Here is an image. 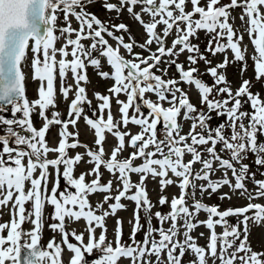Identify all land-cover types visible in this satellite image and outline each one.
<instances>
[{
	"label": "snow or ice",
	"instance_id": "obj_1",
	"mask_svg": "<svg viewBox=\"0 0 264 264\" xmlns=\"http://www.w3.org/2000/svg\"><path fill=\"white\" fill-rule=\"evenodd\" d=\"M95 2L0 0V112L5 110L4 105H11L14 115L22 113L17 119L0 115V215L2 209L11 203L9 212L12 217L10 222L0 223V264H44L45 261L62 264V245L74 254L68 264H84L85 252L91 254L94 250L101 255L93 264H119L122 258L127 259L129 264H209V260L212 264H217V261L219 264H264V251L253 250L249 240L250 222L255 226L264 224V204L251 202L264 198V179L257 180L256 173L250 172V164L245 163L251 153L254 157L252 163L257 169L264 168V142H258V135L264 136V100L258 93L251 92L249 80H243L233 94L226 75L218 73V69L228 65L227 56L223 62L211 66L212 62L200 52L199 45L192 44L190 39L201 30L211 34L206 51L215 56L230 49L235 62H244L241 72L246 71V49L241 48L243 35H237L229 23L231 10L241 8L240 20L244 22L245 16L248 17L246 31L254 46L251 58L255 78L261 80L264 78V0H229L226 4H222L221 0H206V3L202 0H118L116 3L103 0L102 7L108 12H115L116 19L127 11L145 29L147 39L143 43L135 40L125 23L115 24L111 19L105 22L88 12L87 7ZM189 3L191 10H186ZM137 6H140L139 12L135 11ZM60 13H63V25L58 27ZM142 14H147L150 22H146ZM197 16L199 18H195ZM70 17L75 18L79 28L72 27ZM159 25L163 26L162 34L156 31ZM173 31L175 38L172 45L166 47L167 37ZM117 32L122 34L116 35ZM123 33L128 34V42H125ZM105 36L115 40L116 47ZM61 38L64 43L57 48L56 43ZM224 39L227 42L221 43ZM84 40H90V45L86 47L82 43ZM153 44L157 46L155 51L151 47ZM134 47H139L141 52H134ZM121 48L132 58L122 55ZM29 50L33 54L30 61ZM185 51L189 53L186 57L187 69L178 62ZM94 52L105 58L112 69L111 73L99 71L98 75L102 79L114 80V85L108 89L111 95L95 93L97 100L101 101L98 104L99 117L93 118L95 112L93 117L84 116L86 124L95 130L94 144L98 150L81 144L78 131L68 130L69 125L75 127L84 114L85 103L91 108V100L87 98L86 88L81 86V82H90L86 60L92 67L101 68V59L94 57ZM143 52H148V55L144 56ZM58 54L61 57L59 60ZM201 60L209 65L206 73L214 78L212 86L196 75L200 70L194 65ZM161 64H164L163 68L159 67ZM172 66H175L178 79L165 80L163 75L152 71L156 68L167 74ZM28 67L32 70L33 79L39 81L38 99L31 104L25 96L27 73L23 68ZM69 71L73 75L75 91L67 119L62 120L58 111H53L49 118L47 110L57 106V75L63 99L67 101L73 92V85L67 81ZM181 83L198 90L199 109L179 86ZM221 84L225 86L218 87ZM214 88L216 96L226 94V98H210ZM146 93H154L157 100L145 99ZM121 94L126 95V102L119 99ZM112 96L117 98L119 119H114L111 112ZM241 97H247L245 102H250L251 113L241 111ZM138 98L149 110L147 115L137 102ZM163 102L169 106L164 107ZM37 108V115L44 121L39 130L32 120ZM105 109H108L107 119L104 118ZM130 109H134L135 114L129 116ZM182 110V119L191 121L189 131L184 134H181L182 124L178 122ZM212 113L216 118L224 117V121L213 127L210 123ZM161 122L163 135L158 138L157 128ZM129 124L139 126L141 131L135 134L130 130L121 131V127L128 129ZM55 125H60V139L56 147H51L46 141V134ZM106 132L117 139L107 159L104 147ZM70 137L73 138L71 143ZM126 137L127 147L133 151L121 159L118 157L126 148ZM77 147H84L86 152L69 157L67 150ZM49 153L58 155L50 159ZM85 155L89 158L87 161ZM186 155L190 156L187 161ZM138 159L142 162L136 165ZM80 162L91 163L94 167L76 178L74 170ZM196 164L201 165L199 170H194ZM61 165L64 167V180L75 192L59 191ZM102 166L117 181V194L114 196L111 194L113 179L101 183ZM50 168L54 172L50 173ZM216 172L222 174L221 178L212 179ZM133 173L140 176L139 182L132 181ZM170 173L177 179L170 178ZM260 174L264 176V172ZM88 175L95 178L86 182ZM50 177L54 179L49 193ZM149 177L154 180L159 178L158 203L161 206L170 203V212L153 213L156 205L150 200L145 184ZM197 181L207 183L197 184ZM246 181L253 183L252 190L248 189ZM174 184L180 189V194L169 201L165 190ZM225 186L231 195L221 192L218 197L221 201H230L233 195L238 194L249 202L242 207L221 210L219 205L210 206L196 199L197 190L201 197L207 194L211 198ZM96 193L105 195L93 208L88 197ZM124 199L135 205L134 223L129 221L132 225L130 243L123 242V220L117 218L114 247L111 241L106 242V218L115 216L119 210H126L127 206L121 202ZM189 199L192 200L191 205L188 204ZM109 201L114 202L109 204L108 209H103ZM29 202L30 210L25 207ZM46 203L54 208L50 215L53 222L49 224L54 235L46 246H42ZM141 212L146 229L141 223ZM201 212L208 214L206 220L197 219ZM229 217H235L236 222L229 223ZM153 218L158 221V227L153 226ZM81 219L85 220V230L89 234L86 245L83 230L78 234L77 230L66 227V220L75 223ZM26 221L33 225L31 229L22 228ZM168 221L170 226L165 228ZM200 226L206 227L210 233L204 246L199 245L197 237L192 235ZM217 226L223 229L219 234ZM97 228L101 229L98 239L95 235ZM142 229L143 239L137 240V234ZM57 232L61 235V243L56 242ZM70 236L78 243L70 242ZM203 236L204 233H200V237ZM24 237H28L30 242L22 244ZM22 249L26 252L23 256ZM186 255L194 258L185 261Z\"/></svg>",
	"mask_w": 264,
	"mask_h": 264
},
{
	"label": "rangeland",
	"instance_id": "obj_2",
	"mask_svg": "<svg viewBox=\"0 0 264 264\" xmlns=\"http://www.w3.org/2000/svg\"><path fill=\"white\" fill-rule=\"evenodd\" d=\"M109 2L116 3V2H118V0H109ZM228 2H229V0H221L222 4H226ZM102 3H103V0H96V2L89 5L86 10L90 13H94L95 15L98 16V18H100L102 21H105V22H107L111 19V22L115 23V24H119L121 22L125 23L129 27V30H130L132 36L135 38L136 41H138L140 43H143L147 39L145 29L127 11H124L122 14H120L119 19H116L117 14L115 12L106 11L102 7ZM202 3H206V0H202ZM78 10L79 9H77V11ZM186 10H191V4L190 3L187 4ZM135 11L139 12L140 6H137ZM241 13H242V10L239 7L231 10V17L229 18V23H231L233 25V28L237 32V35H240V34L243 35V40L241 42V48L246 49V65H247L246 71L241 72L242 64L244 62H235L234 61V55L230 49H228L224 53H217L215 56L211 55L209 52L206 51L208 40H209L211 34H205V32L201 30L197 33L196 37L190 38L191 43L199 45L200 52L202 54H204L205 56H207L208 60H210L212 62L211 66H216L218 63L223 62V60L225 59V56H227V59L229 61L228 65L226 66V68L218 69V73L226 75V79L228 81V86L232 89L233 94H235L236 90L240 87L243 80H249L251 82L250 83L251 92L254 94L258 93L260 95V98L262 100H264V78H262L259 81L255 78L254 63H253V60L251 58L254 54V46L252 44V41L249 38L248 32L246 31V28L248 27V24H247L248 17L245 16L244 22H242L240 20ZM59 15H60V19L57 22L58 27L63 25V13H60ZM232 17H234L235 19L233 20ZM142 18L146 22H150V17L147 14H142ZM195 18H199V17L197 16ZM70 20H71V25L73 28H79V24L75 20L74 17H70ZM162 27H163L162 25H159L157 27L156 31L158 33L162 34ZM121 34L122 33H120V32L116 33V35H121ZM57 35H59V33H57ZM123 35L125 38V42H128V40H129L128 34L123 33ZM73 38H75V34H73ZM174 38H175V32L173 31V33L167 37L166 47H171L172 41ZM222 41L224 43L227 42L226 39H224ZM63 43H64V39L61 38L56 43V47L59 48ZM82 43L85 44V46L87 47L88 45H90L91 41L90 40H84V41H82ZM110 44L113 47H116L117 42L112 39V40H110ZM30 46H31V42H30ZM214 46H215V41H213V47ZM151 47H152L153 51H155L157 46L155 44H153ZM177 47H179V46H177ZM69 51H71V48H69ZM134 52H141V49L139 47H134ZM121 53L126 58H129V59L132 58L131 56L128 55V53L123 48H121ZM30 55H33V54H31V51H30ZM143 55L147 56L148 52H143ZM188 55H189V53L185 51L183 54H181L179 56V59H178V62L183 63L185 65L186 69L189 66L188 61L186 59V57ZM93 56L101 59V68L97 69V68L92 67L90 64H88V62L86 60L85 61L86 69H87L86 72H87V75L89 77L90 82L86 83V84L84 82H81V86H84L86 88L87 98L89 100H91V108H89V105L87 103H85L83 105L84 114L81 116V118L77 122L76 126L73 127L72 125H69L68 130L70 132H77L78 131L79 132V138L82 141L81 144L88 145L89 147L93 148L94 150H98L96 145L94 144L95 130L91 129L90 126L86 124L84 116L93 117V113L95 112L96 115L93 118L99 117L100 113L98 110V104L101 103V101L97 100L95 93H100L103 95H111L108 92V89L114 85V80L102 79L98 75L99 71H104V70H102L103 68H107V67L110 68V66L107 64L105 58L99 57V53L94 52ZM28 58H29V53H28ZM60 58L61 57L58 54L57 59L59 60ZM68 59L71 60L72 57L69 56ZM164 59H169V58L165 57ZM30 60L31 59H29V61ZM194 66L199 68V70H200L199 73H197L196 75L204 78L207 81V84L212 86L214 84V78L210 74L206 73V68L209 67V65H206L205 62L203 60H201ZM142 67H143V65H142ZM159 67L163 68L164 64H161ZM23 70L27 73L26 80H25L26 98L29 100V102L31 104L33 101L38 99L37 89L39 86V81H36L33 79V73H32V70L30 67L23 68ZM106 71H109V70H106ZM152 71L157 75H163V78L165 80H167L169 78H177L178 79V73L176 72L175 66H172L171 68H169L167 71V74H162L156 68H153ZM67 81L69 84L73 85V92L69 94L68 100L65 101L63 99V97L60 95V78L57 75V79L55 82L56 105L57 106L55 109L50 107L47 110V115L49 116V118H51V113L53 111H58L61 114L60 118L62 120L67 118V113L69 110V102H70V100H72L74 98V91H75V82H74L73 75H72L71 71L68 72ZM179 86L181 88H183L185 92L188 93V96L190 97V101L199 109L201 107V105H200V98H199L198 90L195 89L194 86L186 85L184 83H181ZM223 86H225V85L221 84L218 87H223ZM212 97H216L217 99H224V98H226V94L224 96H216V91L214 88L212 96H210V98H212ZM116 99L117 98L115 96H112L111 112L114 116V119H119L120 118V113L118 111L119 105L116 104ZM119 99L123 100L125 102L127 101V97L124 94H121L119 96ZM145 99H151L153 101H156L157 97L155 96L154 93H146ZM241 100H242V104H243L241 111H246V112L251 113L252 109L250 107V102H248V103L245 102V101H247V97H241ZM137 102L141 104L142 111H144V113L147 115L149 110L143 106V101L138 98ZM163 106L168 107L169 105L167 102H163ZM11 107H12L11 105L4 107L5 110L0 112V115H3L5 118H8V119L20 118L22 116V113H16L14 115L11 112ZM38 112H39V109L37 108L36 112L33 113V115H32V120H33L34 126L39 130L42 127L44 121L37 115ZM133 114H135L134 109H130L129 110V116H131ZM107 115H108V109H105V111H104V118L105 119H107ZM212 115H213V119L210 123L213 127H215L219 123L223 122L225 119L224 117L216 118L215 113H212ZM182 117H183V110L181 112V117L178 118V122L182 124L183 131L181 134H184V133H187L189 131V126H190L191 121H184L182 119ZM247 122L248 121L246 119L245 123L247 124ZM162 127H163V123L161 122V124L158 125V128H157V137L158 138H162V135H163V133L161 131ZM127 130H130L133 134L139 133L141 131L139 126H136L133 124H129L128 129H124L123 127H121V131H127ZM59 131H60V125H55V126L50 127L49 132L46 134V141L48 142L49 145H51L52 143H55L56 141H59V139H60ZM197 131H199V129H197ZM105 136H106V141L104 143L105 153H106L105 159H107V158H109L110 153L113 150V147L117 144V139L115 137H113L110 133H107V132L105 133ZM127 139L128 138L126 137V148H125L124 152L122 153V155L124 154V158L127 157L129 155V153H131L133 151L132 148L127 147ZM258 142H264V136L258 135ZM217 148L219 149V145H217ZM67 152H68L69 157H74L77 153L84 154L86 152V149L84 147H77L75 149H68ZM50 154L51 153H49V155ZM84 159H85V161H87L89 158L85 155ZM188 159H190V156L186 155L185 160L187 161ZM253 160H254V157L252 156L251 153H249V158L245 161V163L250 164V168H251L250 172L254 171L256 173V179L257 180L264 179V176H262L260 174L261 172H264V168H261L258 170L257 166L254 163H252ZM141 162H142V160H139V159L135 161V163H141ZM93 167H94V165L91 163L80 162L78 165L75 166L74 176L76 178H78L81 173H86L90 169H92ZM193 167H194V170H199L201 165L196 164ZM63 170H64V167H63V165H61V167H60L61 176H60V189H59V191L75 192V189L71 188V186L67 185L66 181L64 180V178L62 176ZM100 171L102 173L101 181L107 182L109 179H113V177L110 176L108 171L103 166L101 167ZM52 172H54V170L51 168L50 173H52ZM117 175H118V173H117ZM221 175L222 174L220 172H216L215 175L212 176V179L221 178ZM169 176H170V178L177 179L175 177H172L171 173L169 174ZM92 177L95 178L92 175H88V176H86V179L92 178ZM229 178H231L230 172H229ZM53 179H54V177H50V179H49V184H48L49 193H50V190L53 186ZM131 179L133 182H139L140 176L138 174L133 173V174H131ZM158 180H159V178H156L154 180L153 178L149 177L145 181L149 198L156 205L152 209V211H153V213L156 211H160L162 213H168L171 211L170 203L166 204L164 206H161L158 203V199L160 196ZM196 183L197 184H204L207 182L206 181H197ZM246 185H247L249 190H252L254 188V185L251 181H246ZM116 187H117V181L115 179H113V192L111 193L113 196L117 194L115 191ZM132 191H134V189ZM221 192L229 193L231 195L229 188L227 186H225L220 190V192L213 194L211 196V198H209L207 194H205L203 197H201L199 191L197 190L196 199L204 200V201L208 202L210 204V206L211 205H219L221 210H224L228 207H233V208L242 207V206H245L249 202L247 199L240 198L238 196V194L233 195L232 199L230 201H228V200L221 201L218 198L219 195L221 194ZM58 194H59V192H58ZM165 194L168 196L169 201H171V199L174 195L179 196L180 189L174 184V185L169 186L165 190ZM104 195H105L104 193H96V194H90L89 195V197H88L89 202L93 206V208H95L98 201H102ZM110 202L111 201H109L108 203H105L103 205V209H108ZM121 202H123L127 206L126 210H119L115 216L110 215L106 218V227H107L106 242L111 241L113 243L114 247H115L114 230L116 228V219L121 218L123 220V242L130 243L129 236L131 233L132 225L129 223V221L132 220V222L134 223V220H133V210L135 208L134 203L131 201H128L126 199L122 200ZM251 202L264 204V198L254 199ZM188 204L189 205L192 204L191 199L188 200ZM25 207H26V209L30 210L31 209V202L26 204ZM10 208H11V203L8 205L7 208L2 209V215H0V223L10 222V220L12 218L11 214L9 212ZM53 212H54L53 206L46 203L44 206V210H43V228H42V239H41L42 246L47 245L50 241V238L54 235L53 232L49 229V224L53 222L50 219V215ZM97 214H100V213L98 212ZM207 215H208L207 213L201 212L197 219L206 220ZM249 215H251V213H249ZM227 219H228L229 223H235L236 222L235 217H229ZM85 223L86 222L84 219H81L79 222H75V223H69L66 220V227L68 229H75V230H77L78 234L80 231L83 230L84 244L86 245L87 243H89V234L85 230ZM141 223L145 224V229H146V221L144 220L143 212H141ZM152 223H153L154 227L159 226L158 221L155 218H153ZM170 223H171L170 221L166 222L164 227L168 228L170 226ZM181 223H182V221H181ZM32 227H33V225L28 221H26L22 225V228L24 230L31 229ZM250 228H251V234L249 236V240L251 243V247L255 251H264V224H262L261 226H255V225H252L250 222ZM181 231H183V229H181ZM222 231H223V229L220 226L216 227V232L218 234L221 233ZM200 233H204V236L200 237ZM100 234H101V229L97 228L96 233H95L97 239H98ZM5 235H6V232H5ZM143 235H144V229H142L137 234V237H136L137 240H142ZM192 235L194 237H197V243L199 245L204 246L208 242V237H209L210 233L206 227L200 226L193 231ZM180 238L183 239L182 236ZM55 239H56L57 243H61V235L58 232L55 234ZM69 240H70V242L78 243L71 236L69 237ZM27 242H30L28 237H24L21 241L22 244L27 243ZM62 249H64L62 251V264H68L70 257H72L74 254L71 253L70 251L66 250L65 246H63V245H62ZM218 251H219V245H218ZM100 255H101V253H99L96 250H94L91 254H88L85 252L84 264H93V261L98 259L100 257ZM189 258H194V257H189L188 255H186L184 260L187 261ZM152 259H155V258L153 257ZM44 264H49V262L45 261ZM119 264H129V261L127 259L122 258L121 261H119ZM209 264H212L211 260H209ZM217 264H219V261H217Z\"/></svg>",
	"mask_w": 264,
	"mask_h": 264
},
{
	"label": "water",
	"instance_id": "obj_3",
	"mask_svg": "<svg viewBox=\"0 0 264 264\" xmlns=\"http://www.w3.org/2000/svg\"><path fill=\"white\" fill-rule=\"evenodd\" d=\"M25 254H26L25 250L22 249V256L25 255Z\"/></svg>",
	"mask_w": 264,
	"mask_h": 264
},
{
	"label": "trees",
	"instance_id": "obj_4",
	"mask_svg": "<svg viewBox=\"0 0 264 264\" xmlns=\"http://www.w3.org/2000/svg\"><path fill=\"white\" fill-rule=\"evenodd\" d=\"M254 172V171H253Z\"/></svg>",
	"mask_w": 264,
	"mask_h": 264
}]
</instances>
